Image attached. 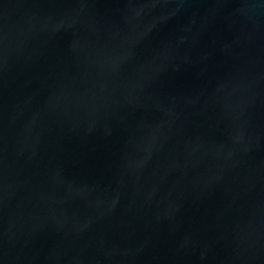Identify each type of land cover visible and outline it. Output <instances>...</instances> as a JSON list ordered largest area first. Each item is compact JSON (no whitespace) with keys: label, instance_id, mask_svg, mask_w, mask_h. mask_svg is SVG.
<instances>
[{"label":"water","instance_id":"water-1","mask_svg":"<svg viewBox=\"0 0 264 264\" xmlns=\"http://www.w3.org/2000/svg\"><path fill=\"white\" fill-rule=\"evenodd\" d=\"M0 264H264V0H0Z\"/></svg>","mask_w":264,"mask_h":264}]
</instances>
